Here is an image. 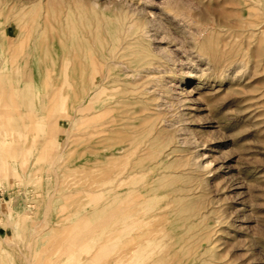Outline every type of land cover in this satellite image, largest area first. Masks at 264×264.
<instances>
[{"label":"rangeland","instance_id":"374dc122","mask_svg":"<svg viewBox=\"0 0 264 264\" xmlns=\"http://www.w3.org/2000/svg\"><path fill=\"white\" fill-rule=\"evenodd\" d=\"M0 264H264V0H0Z\"/></svg>","mask_w":264,"mask_h":264},{"label":"bare ground","instance_id":"6f19581e","mask_svg":"<svg viewBox=\"0 0 264 264\" xmlns=\"http://www.w3.org/2000/svg\"><path fill=\"white\" fill-rule=\"evenodd\" d=\"M98 113H99L98 115H99L100 119H103L105 117V121L101 122L100 126L104 127L105 125L109 124V125L112 126L113 129L115 128V130H116V126L118 124H120L119 122L121 120H123L124 118L130 117L129 115L121 116L119 114V112L116 113V109L115 108H113V107L112 108H109V107L107 108V107L104 106V104H102L100 106V110H99ZM106 117H108V118H106ZM101 133H104V130H101ZM105 147H106L105 146V142H104V140L102 138L99 141V150L103 151L105 149ZM130 150L131 149L129 148L128 144H117V143L115 144L114 148L112 149L111 156H110L111 157L110 161H111V164L115 168L116 171L112 174L111 181L117 188L122 186L125 183H128L130 178L134 174L132 171L126 172V173H122L119 170L117 171V168H119L120 165H121V157L127 155L128 153H130ZM163 160H164L163 157L158 159L154 163V165L161 164L163 162ZM120 192L121 191H119L118 189L115 192L114 207H113V211H112L113 216L115 218H119V219L122 218V217L123 218H129V219H135L137 217V215L139 214V212H143L142 208H140L137 205H133L130 201H127V202H124L123 204H121V202H122V200H121L122 199V194ZM149 225H150V223H149ZM151 226L153 228L154 225H151ZM129 227H130V225H129Z\"/></svg>","mask_w":264,"mask_h":264}]
</instances>
